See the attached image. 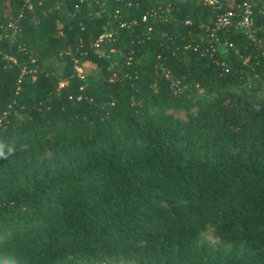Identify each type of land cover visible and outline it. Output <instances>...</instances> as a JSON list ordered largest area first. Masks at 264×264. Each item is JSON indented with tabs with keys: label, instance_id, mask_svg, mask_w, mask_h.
Masks as SVG:
<instances>
[{
	"label": "trees",
	"instance_id": "16d2710c",
	"mask_svg": "<svg viewBox=\"0 0 264 264\" xmlns=\"http://www.w3.org/2000/svg\"><path fill=\"white\" fill-rule=\"evenodd\" d=\"M217 1L0 0V256L264 264V0Z\"/></svg>",
	"mask_w": 264,
	"mask_h": 264
},
{
	"label": "built area",
	"instance_id": "2783aa9c",
	"mask_svg": "<svg viewBox=\"0 0 264 264\" xmlns=\"http://www.w3.org/2000/svg\"><path fill=\"white\" fill-rule=\"evenodd\" d=\"M204 2L214 7L219 5V2L217 0H204ZM241 11H242V17L239 22V26L244 29H248L251 25V19H250L251 10L248 4H243ZM232 16H233V13L231 11H226L224 14L220 15L217 18L216 26L218 28H224L228 26L230 24V18ZM228 45L229 47H231V44H228Z\"/></svg>",
	"mask_w": 264,
	"mask_h": 264
},
{
	"label": "rangeland",
	"instance_id": "374dc122",
	"mask_svg": "<svg viewBox=\"0 0 264 264\" xmlns=\"http://www.w3.org/2000/svg\"><path fill=\"white\" fill-rule=\"evenodd\" d=\"M168 113L172 115L174 118L181 119V120H185L186 114H187V112H185L184 110H176V111L172 110V111H169ZM201 237L210 243H213L216 241V239L213 238L210 231L203 233ZM0 264H15V262L11 259L0 256Z\"/></svg>",
	"mask_w": 264,
	"mask_h": 264
},
{
	"label": "clouds",
	"instance_id": "9594fccd",
	"mask_svg": "<svg viewBox=\"0 0 264 264\" xmlns=\"http://www.w3.org/2000/svg\"><path fill=\"white\" fill-rule=\"evenodd\" d=\"M9 151H11V149H9ZM4 152L2 150H0V157H4Z\"/></svg>",
	"mask_w": 264,
	"mask_h": 264
}]
</instances>
